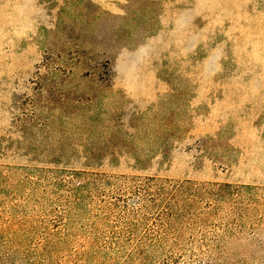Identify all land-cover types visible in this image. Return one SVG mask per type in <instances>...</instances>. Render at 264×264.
Segmentation results:
<instances>
[{"label": "rangeland", "instance_id": "obj_1", "mask_svg": "<svg viewBox=\"0 0 264 264\" xmlns=\"http://www.w3.org/2000/svg\"><path fill=\"white\" fill-rule=\"evenodd\" d=\"M0 264H264V0H0Z\"/></svg>", "mask_w": 264, "mask_h": 264}]
</instances>
